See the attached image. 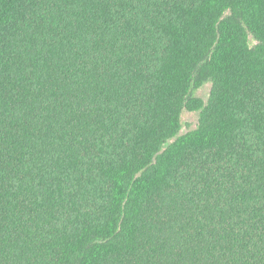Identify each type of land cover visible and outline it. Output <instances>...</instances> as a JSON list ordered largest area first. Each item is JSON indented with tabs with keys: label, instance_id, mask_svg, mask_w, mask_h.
<instances>
[{
	"label": "trees",
	"instance_id": "obj_1",
	"mask_svg": "<svg viewBox=\"0 0 264 264\" xmlns=\"http://www.w3.org/2000/svg\"><path fill=\"white\" fill-rule=\"evenodd\" d=\"M0 264H264V0H0Z\"/></svg>",
	"mask_w": 264,
	"mask_h": 264
},
{
	"label": "rangeland",
	"instance_id": "obj_2",
	"mask_svg": "<svg viewBox=\"0 0 264 264\" xmlns=\"http://www.w3.org/2000/svg\"><path fill=\"white\" fill-rule=\"evenodd\" d=\"M251 45L256 44L255 40L252 38L250 39ZM211 91V84H205L203 87H201L199 90L195 91V95L197 97H200L205 103L209 100ZM182 121V129L179 133V136H184L189 132L195 131L198 128L199 125V113L198 112H191V111H184L181 117ZM175 139L170 140L168 142L169 146Z\"/></svg>",
	"mask_w": 264,
	"mask_h": 264
}]
</instances>
